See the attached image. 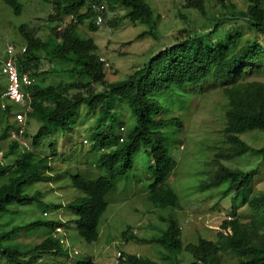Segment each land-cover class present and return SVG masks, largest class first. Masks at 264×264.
<instances>
[{"label":"trees","instance_id":"obj_1","mask_svg":"<svg viewBox=\"0 0 264 264\" xmlns=\"http://www.w3.org/2000/svg\"><path fill=\"white\" fill-rule=\"evenodd\" d=\"M6 1L17 14L21 12L19 1ZM213 1L229 12L235 8L226 5V0ZM249 1L246 11L235 12L232 16L223 14L222 20L221 16H213L211 30L206 33L182 30L186 33L182 42L162 50L144 68L116 82L106 80L107 70L96 41L92 37L83 38L79 29L88 23L94 32L105 24L118 27L122 20H129L135 25L148 26L143 35L154 33L158 29L157 20L153 9L144 0H55L52 1L53 13L48 23L50 34L46 38L39 35L38 27L36 31L20 28L24 40L22 45H26L27 51L17 57V66L22 75L36 79L34 85L24 83L21 88L32 99L29 116L53 126L60 125L74 117L78 104L82 102L88 104V116L84 122L92 118L103 124L93 133L92 139L97 151L109 150L98 157L97 165L111 178L89 181L74 178L75 186L84 191L87 198L68 206L80 217V233L87 242L99 241L100 220L108 209L104 197L132 171L135 155L139 151L143 150L151 160V166L147 168L152 178L147 202L157 209L182 208L180 195L170 182L177 162L170 153L171 140L163 131L173 123L183 128V123L167 119V114L164 117L166 101L172 94L183 97L187 93L186 88L209 79L205 82L208 86L213 81L226 86L222 90L228 103L224 129L227 146L214 155L211 169L206 171V176L195 189L207 196L217 195L220 200L231 197L233 202L239 200L240 204L230 212L231 219L224 220L218 232L219 242L200 237L195 243L183 245L182 227L175 216L165 217L163 221L167 222V229L161 236L147 242L164 246L172 264H182L178 260L174 263V259L184 251L193 255L192 264H222V249L228 250L237 259V264H264V192L251 195L254 181L260 174L259 166L264 165V146L254 148L243 137L255 132L264 133V82L250 79L264 70V0ZM117 6L123 8L124 13L106 21L109 11H115ZM183 7L196 9L203 16L208 15L206 0H185ZM237 17L244 20L252 36L243 32L239 25L232 30L223 26L224 19L237 25L238 22L234 21ZM44 62L50 64L47 71L41 70L46 64ZM248 66L252 67L250 72H254L253 75H243ZM61 70L67 76L66 83H49L47 75ZM0 74L7 77L1 71ZM8 86L7 78L0 79V131L5 129L0 134V141L8 137L12 125L18 129L17 121L12 119L15 111L26 109L23 104L5 95ZM96 86L103 89L98 90ZM117 100L124 102L134 121L124 136L115 129L119 115ZM251 153L261 158L254 170L234 169L223 163L224 160L242 159ZM3 157L16 161L13 165L0 164L1 257L11 264H38L39 253L64 254L59 241L50 236L34 250L33 259L23 263L16 259L18 251L15 249L22 244V239L33 238L29 231L51 224L21 222L9 229V224L4 221L16 211L24 212L25 207L40 199V191L30 193L29 190L43 175L42 168L48 161L34 157L28 149L14 141L9 150L3 152ZM245 206L254 212L249 221H244L237 214ZM15 218L12 217L11 221L14 222ZM130 231L131 227H128L123 235L129 236ZM88 257L77 264H96L92 257ZM121 264L158 263L149 258L123 254Z\"/></svg>","mask_w":264,"mask_h":264},{"label":"rangeland","instance_id":"obj_2","mask_svg":"<svg viewBox=\"0 0 264 264\" xmlns=\"http://www.w3.org/2000/svg\"><path fill=\"white\" fill-rule=\"evenodd\" d=\"M19 1L25 6L22 14H17L4 1L0 0V68L6 55L7 45L10 42H14L18 46L24 43L20 34L22 25H27L34 31L38 27L39 35L42 38H46L47 34H50L48 18L52 10V3L44 0ZM144 1L153 9L154 18L158 25L157 31L149 33V36L140 37L148 29L147 25H135L129 20H122L118 27L105 24L94 32L90 30L88 23L79 29L83 38L92 37L96 41L101 57L112 64L111 70L107 69L109 82H116L127 77L136 68L147 62L153 52L158 54L165 47L182 42L186 37V33L181 32L182 30L206 33L211 30L213 16H221L222 20L223 14L232 16L235 12L246 11L250 5L249 0H226V5L235 7L229 12L221 4H217L213 0H206L208 15L203 16L196 9H185L183 7L185 0ZM123 13L124 9L117 6L115 11H109L106 21H111ZM234 21L238 22L237 25L226 19L223 20L222 24L229 30L239 25L243 32L252 36L251 30L248 29L243 19L237 17ZM260 39L263 40V37L260 36ZM44 63L46 66L43 65L41 70H49L48 62ZM245 71L243 75L254 74V72H250L252 71L251 66H248ZM0 79L6 80L5 76L1 74ZM47 79L51 84L54 82L60 84L66 83L67 76L65 77L61 70L58 73L48 74ZM250 79H258L264 82V70ZM205 82L186 88L187 93L183 97L172 94L166 101L167 108L164 117L167 114V119L180 120L183 123V128H179L176 123H173L163 131V134L166 133L171 140L170 153L177 162L176 170L170 182L180 195L183 204L181 209H157L147 202L149 185L152 182L147 168L151 166V160L142 150L135 155L132 171L122 178L117 183L116 188L106 196L109 206L100 220L99 241L89 243L79 236L76 230V218L65 212V209H56V206L65 207L77 197L84 196L81 191L73 186L71 175L87 174L83 170L87 166H92L93 161L101 154L92 151L93 146L90 140L94 127L99 123L92 118L84 122L88 116V106H83L78 113L77 111L74 112L76 122L74 121L67 133L56 130L40 143L43 146L42 150L45 153L43 157L45 158H49L53 153L51 145L55 146L59 155L54 157L52 161V172L60 179L48 183L37 182L29 192L40 190L43 194L42 202L25 207L24 212L16 211L12 216H8L4 221L9 224L8 228L11 229L21 222L58 220L66 222L67 220L69 229L66 231V235L69 250L80 252L81 255L77 257L78 259L90 256L97 264H113L117 252L149 258L158 264H172L170 261L172 259L167 258L169 253L164 246L147 242L161 236L167 229V222L163 221L165 217L175 216L179 221L182 227L181 240L183 245L195 243L200 237L219 242L218 232L224 220L231 216L230 212H233L234 206L239 205L240 202L239 200L233 202L231 197L220 200L217 195L207 196L205 193L196 192L195 189L206 176V171L211 169L210 163L214 155L220 148L227 146L224 143V129L228 103L222 90L226 86L214 81L208 86ZM183 91L181 90V92ZM117 104L121 105V109L115 129L118 131L122 125H126L130 129L134 125L130 111L124 106L123 101L117 100ZM38 128L39 123L36 120H31L27 127L30 139L37 133ZM243 137L254 148L264 146V133L255 132L250 135H243ZM85 140H90V144L84 145ZM2 144L3 142H0V149L4 145V150L8 151L12 142L6 141L5 144ZM0 160H2L1 154ZM260 161L259 155L251 153L242 159L224 160L223 163L230 168L251 171L259 166ZM259 168L260 174L254 181L251 195L264 192V165H260ZM49 187L60 189V191L58 194H47ZM45 213L48 216H45ZM237 214L244 221H249L254 216V212L248 206L240 208ZM12 217H16L14 222L11 221ZM128 227H131V231L129 238L126 239L123 233ZM29 232L41 237V235L49 234L51 229L42 225L32 228ZM133 235L135 237L130 238ZM22 241L27 242V239H22ZM31 249L33 248L30 247L25 252ZM221 255L222 264H237V259L228 250L222 249ZM46 257L39 258V263L43 262ZM4 258L0 255V264H11ZM176 260L182 264L194 262L193 255L187 251L181 255H176L174 263ZM44 263L48 264V261H44ZM51 264L66 263L59 256L53 258Z\"/></svg>","mask_w":264,"mask_h":264},{"label":"clouds","instance_id":"obj_3","mask_svg":"<svg viewBox=\"0 0 264 264\" xmlns=\"http://www.w3.org/2000/svg\"><path fill=\"white\" fill-rule=\"evenodd\" d=\"M4 1L8 6H10L6 0H2ZM16 1H19V0H16ZM46 2H51L52 1H55V0H44ZM20 2V1H19ZM21 4V3H20ZM22 5V4H21ZM53 5V3H52ZM11 7V6H10ZM12 8V7H11ZM24 8L25 6L22 5V10L19 14H22V12H24ZM13 9V8H12ZM52 9H53V6H52ZM14 10V9H13ZM125 11V10H124ZM51 13H53V11L51 10V12L49 13V18H48V23H49V20H50V15ZM68 21L72 22L71 19H69ZM140 24V23H138ZM21 28H24L26 30H32L33 29H30L27 25H22ZM144 33V32H143ZM143 33L140 35V37H146V36H149L150 34H146V35H143ZM179 44V43H178ZM174 46V45H172ZM171 47V46H169ZM166 48L168 47H165L164 49L162 50H165ZM162 50H160L158 53H160ZM27 51V47L26 45H22V46H16V44L14 42H10L8 45H7V51H6V55H5V58L1 64V68H0V71L1 73L3 72L7 77L8 79V82H9V86H8V90L7 92L5 93V95L7 97H9V99L11 100H14V101H18L19 103L23 104L24 107H26L25 110L23 111H15V114L12 116V119L16 120L17 123L19 125L18 129L15 128L13 125H12V128H9L8 132V137L0 142H3V144H5L6 141H10V142H17L19 145H21V147H24L25 149H28L29 152L31 154H33L34 157L36 158H45L43 157L45 155L44 151L42 150L43 149V146L40 145V143L42 142V140L48 136H50L52 134V132L56 131V130H62L64 133H67L68 130L70 129L69 125H70V122L74 123L75 121V118H71V120L69 119V121H63L62 124L60 125H52L51 123L47 124L43 121H40L38 119H34L32 117L29 116V112L32 111V107H31V97H29L28 95H26L24 92L23 93V96L21 99L17 100L15 98H12L9 94V89H10V85H11V80H10V76L4 72V69H5V66L7 64V62L9 60H12L14 62V65L16 66V69H17V73H18V77L19 79L21 80V86H20V90L22 88V84H24L25 82V78H28V79H31L32 82L31 84H28V86H32L34 85V83L36 82V79L34 77H29V75H22L20 73V70L18 69V66H17V57L21 54V53H25ZM158 54H156L155 52H153L152 56L150 57V59L145 62L141 67H138L136 68L133 72H131L130 74L132 73H135L137 70L139 69H142L145 67V65L151 61V59H153L154 57H156ZM102 62L105 63V67H106V70L109 69L111 70L112 68V64H110L105 58L102 57ZM46 65V64H45ZM50 65V64H49ZM42 68V67H41ZM47 70V68H46ZM107 75H108V72H107ZM126 77L120 79V80H123L125 79ZM106 80H108V77H106ZM119 81V80H118ZM26 84V83H25ZM98 90H102L103 88L101 86L97 87ZM71 93H74V92H71ZM70 98H72V95H69ZM27 98V99H26ZM26 105V106H25ZM78 109L76 110L77 113L82 109L83 106H88L87 103H82L80 102L78 104ZM117 107V111H120L121 109V105L120 104H117L116 105ZM75 111V112H76ZM76 113V115H77ZM76 117V116H75ZM31 120H36L38 123H39V128L37 130V133L33 136L32 139H30L29 135H28V131H27V127L30 123ZM76 122V121H75ZM77 125V123H76ZM103 124H98L97 126L94 127V132ZM5 129L1 130L0 131V134L4 131ZM128 131V128L126 127V125H122L119 130H118V134H122L123 136L127 133ZM93 132V133H94ZM39 135V137H37ZM93 135V134H92ZM27 138V140H26ZM29 138V140H28ZM91 142H92V146H93V152H96V153H101L100 156H102V153L104 154V151H109V150H106V149H102L100 151H97L95 149V141L92 139V136H91ZM90 140H85L84 141V145H87V144H90ZM121 142H123V139L121 140ZM2 144V145H3ZM3 148H5V146L3 145L2 146ZM51 148L53 150V153L49 156V158H45L48 163L46 164V166L44 168H42V171H43V175L37 180V182H54V181H57L60 179V177L56 176L53 172H52V168H53V164H52V161L54 159V157H56L57 155V150L55 149V146L54 145H51ZM1 150V149H0ZM6 150L2 149V151H0V154L2 155V160H0V164H2V162L4 163H7L6 165H13L15 164V161L16 159H12L10 161L8 160H5V158L3 157V152H5ZM99 156V157H100ZM98 159V158H97ZM97 159L95 161H93V165L92 166H87L83 171L84 172H87V174H83V173H77V174H74V175H71V180H72V184L73 186L81 191L84 196L83 197H77L76 199H74L72 202L68 203L65 207L62 206V205H57L56 206V209L60 210V209H65L64 211L65 212H68L70 215H72L73 217L76 218L75 220V223H76V230L79 234V236L85 240V238L81 235L80 233V229H79V225H78V221L80 220V217L76 214H74L73 212H71L69 209H68V206L79 200H82V199H85L87 198V194L80 190L79 188H77L74 184V178L76 177H81L82 179L84 180H96V179H101V178H111V175L106 172L105 170H101L98 168V165H97ZM18 168H16L15 170H17ZM105 175V176H104ZM119 182V181H118ZM33 187V186H32ZM31 187V188H32ZM116 188V187H115ZM35 191H40V190H35ZM35 191L33 192H30V193H34ZM60 191V189H54V188H51L49 187V189L47 190V194H58ZM111 193V192H110ZM109 193V194H110ZM107 194V195H109ZM106 195V196H107ZM106 196L104 197V199L106 200ZM43 200V194L41 193V196H40V199L35 202V203H41ZM106 202L108 203V201L106 200ZM34 203V204H35ZM109 206V205H108ZM45 216H48L47 213L44 214ZM64 216V215H63ZM42 223H50L51 225L50 226H46V225H43L49 229H51V232L47 235H41V237H39V235H35L33 234V238H30L27 240V242H23L22 241V244L17 248L16 247V251H18V253H15V256H16V259L23 263L24 260H31L33 259V256H34V250L39 246V245H42L43 242L49 238L50 236H52V239L56 240V241H59L63 251H64V254H61V255H53L51 253H39L38 254V257L41 259L42 257L44 256H47L46 259H44V261H48V264H51V260L55 257H59L61 256V260L64 261L66 264H77L78 261L80 260H84V259H87L85 257L83 258H80L78 259L77 257H79L81 254L80 252L78 251H73L71 252L69 250V243H68V240H67V235H66V231L69 229V222L66 220V222H63V220H58V221H48V222H42ZM42 226V225H40ZM39 226V227H40ZM103 226V225H102ZM100 227V225H99ZM37 228V227H35ZM100 230V228H99ZM101 231H102V227H101ZM129 235V234H128ZM129 236H126V239H128ZM35 240L34 242L31 240ZM86 241V240H85ZM87 242V241H86ZM95 243V242H93ZM30 247H32L33 249L25 252L27 249H29ZM23 251V252H21ZM119 254H121L119 256ZM123 254H126L124 252H117V255L114 259V263L113 264H121V259L123 257ZM40 255V256H39ZM129 255V254H127ZM133 256V255H131ZM88 257V256H86ZM139 257V256H138ZM38 258V259H39ZM89 258V257H88ZM34 261V260H33ZM38 261V264H45L44 261L43 262H40V260H37ZM95 261V260H94ZM96 263V261H95ZM97 264V263H96Z\"/></svg>","mask_w":264,"mask_h":264},{"label":"built area","instance_id":"obj_4","mask_svg":"<svg viewBox=\"0 0 264 264\" xmlns=\"http://www.w3.org/2000/svg\"><path fill=\"white\" fill-rule=\"evenodd\" d=\"M4 72L7 73L10 76L11 85L9 89V94L12 98H15L17 100L21 99L23 96V93L20 90L21 86V80L18 77L16 66L14 65V62L12 60H9L5 66ZM26 84H31L32 80L25 78L24 81ZM231 219V217H229ZM121 254H119L120 256Z\"/></svg>","mask_w":264,"mask_h":264}]
</instances>
